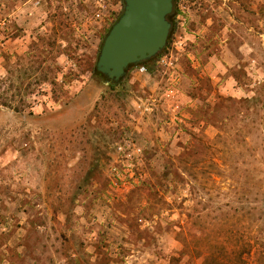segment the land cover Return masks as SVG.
I'll use <instances>...</instances> for the list:
<instances>
[{
    "label": "rangeland",
    "instance_id": "1",
    "mask_svg": "<svg viewBox=\"0 0 264 264\" xmlns=\"http://www.w3.org/2000/svg\"><path fill=\"white\" fill-rule=\"evenodd\" d=\"M173 3L110 89L122 0H0V264H264V0Z\"/></svg>",
    "mask_w": 264,
    "mask_h": 264
},
{
    "label": "water",
    "instance_id": "2",
    "mask_svg": "<svg viewBox=\"0 0 264 264\" xmlns=\"http://www.w3.org/2000/svg\"><path fill=\"white\" fill-rule=\"evenodd\" d=\"M123 11L107 31L95 69L116 86L129 67L149 61L166 46L173 0H122Z\"/></svg>",
    "mask_w": 264,
    "mask_h": 264
},
{
    "label": "trees",
    "instance_id": "3",
    "mask_svg": "<svg viewBox=\"0 0 264 264\" xmlns=\"http://www.w3.org/2000/svg\"><path fill=\"white\" fill-rule=\"evenodd\" d=\"M147 62H148V61H143V62H141L140 64H146ZM92 72H93V74L96 75L97 77H100V78H103V79H104L103 75H102L101 73H99L98 71H96L95 66L92 68ZM109 88H110V89H113L114 87H113V86H109ZM3 104H5V103H3ZM263 196H264V195H263ZM263 199H264V198H263ZM214 264H217V261L214 262Z\"/></svg>",
    "mask_w": 264,
    "mask_h": 264
}]
</instances>
